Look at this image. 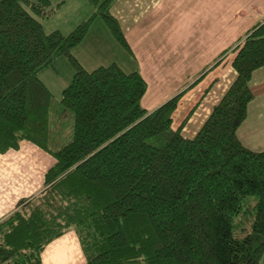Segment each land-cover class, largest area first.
Here are the masks:
<instances>
[{
    "label": "trees",
    "instance_id": "obj_1",
    "mask_svg": "<svg viewBox=\"0 0 264 264\" xmlns=\"http://www.w3.org/2000/svg\"><path fill=\"white\" fill-rule=\"evenodd\" d=\"M90 2L94 13L64 33L43 24L64 1L0 0V153L30 141L56 160L43 189L0 221V264H42L48 245L71 231L84 264H261L264 151L237 131L255 97L253 73L264 66V22L240 38L235 80L187 138L173 113L196 81L148 110L139 69L114 62L89 70L74 55L101 16L134 57L115 0ZM60 57L74 75L57 103L39 74ZM69 112L73 132L62 144ZM249 198L250 230L236 235Z\"/></svg>",
    "mask_w": 264,
    "mask_h": 264
},
{
    "label": "crops",
    "instance_id": "obj_2",
    "mask_svg": "<svg viewBox=\"0 0 264 264\" xmlns=\"http://www.w3.org/2000/svg\"><path fill=\"white\" fill-rule=\"evenodd\" d=\"M111 11L138 62L134 69L148 83L142 99L146 109L157 108L196 81L173 113V127L181 128L187 138L196 136L235 80L233 49L240 38L264 22V0H116ZM61 63H67L65 57L54 65ZM250 87L255 97L237 134L248 148L264 151V66L254 71ZM55 161L30 141L0 153V221L23 199L43 189L45 174ZM85 261L79 239L71 231L48 245L42 264Z\"/></svg>",
    "mask_w": 264,
    "mask_h": 264
},
{
    "label": "rangeland",
    "instance_id": "obj_3",
    "mask_svg": "<svg viewBox=\"0 0 264 264\" xmlns=\"http://www.w3.org/2000/svg\"><path fill=\"white\" fill-rule=\"evenodd\" d=\"M54 3L64 1L60 9L50 18L43 21L46 32L54 30H61L64 33L70 32L80 22L88 19L94 11L95 7L90 0H52ZM104 0H99L102 2ZM116 2V0H115ZM114 2V3H115ZM114 5V4H113ZM85 15V16H83ZM85 17V19H84ZM84 19V20H83ZM92 29H94L92 31ZM74 55L85 65L89 70H93L98 66H107L111 63H117L126 71H133L135 65L138 63L135 57L131 56L115 39L111 30L101 18L97 17L91 25L89 33L81 44L73 49ZM67 63H61L59 66L51 65L44 68L39 76L42 81L51 90L54 102H59L62 96V91L72 81L74 69L66 59ZM135 70V69H134ZM64 122L65 127L60 128L64 134L62 144L67 143L73 132V116L72 113L66 114L60 119ZM58 131V130H57ZM54 158V157H53ZM254 201L252 198L244 208V212L240 216V226L235 229V234L242 233V229L250 230L253 221V207ZM251 208V210H249Z\"/></svg>",
    "mask_w": 264,
    "mask_h": 264
}]
</instances>
